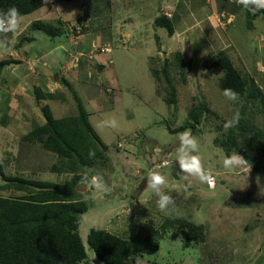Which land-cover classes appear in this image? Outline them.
I'll return each mask as SVG.
<instances>
[{"label": "rangeland", "instance_id": "1", "mask_svg": "<svg viewBox=\"0 0 264 264\" xmlns=\"http://www.w3.org/2000/svg\"><path fill=\"white\" fill-rule=\"evenodd\" d=\"M219 8L216 0H48L43 16L65 34L57 42L64 37L73 51L75 41H80L85 53L94 45L111 48L110 52L95 50L93 58H80L79 81L66 70L55 74L59 81L68 78L69 85L60 82L59 97L49 100L58 117L78 113L74 95L84 102L93 127L108 146L109 160H97L93 167L63 160L40 143L24 139L44 122L41 106L36 100H21L16 108L10 93L13 81L7 76L0 80V160L7 175L65 184L75 176L99 173L109 186L107 193L89 195L81 181L76 188L75 198L88 204L80 216L79 232L86 260L92 264H105L88 244L92 228L125 238L155 230L163 233L154 253H137L130 264H264V199L255 202L257 196L253 198L259 184L264 188V165L261 160L254 165L263 151L238 153L251 168L232 171L223 168V159L234 152L228 154L221 143L227 141L229 132L223 125L237 110L240 117L244 111L256 127H264V107L255 99H227L220 86L224 71L212 66L213 56L226 50L242 73L264 84L257 69L263 57L259 40L264 34V14L251 27L241 10L231 11L226 4L224 9L235 18L227 27H218L211 17ZM35 14L22 21L34 19ZM159 16L173 21L172 35L156 25ZM28 30L18 38L17 47L29 43L27 36L45 35ZM83 36L87 44L81 41ZM46 40L50 45L51 40ZM180 53L183 60L177 56ZM163 69L177 88L176 103L167 101L170 94ZM201 102L211 112H198L199 122L186 130L198 139L202 162L217 180L214 188L183 178L175 162L177 134L182 131L170 130L194 122L189 113ZM113 118L118 128L99 126ZM164 161L167 166H162ZM153 169L167 179L162 190L174 199L171 215L158 209L157 197L147 188V174ZM28 193L0 176V196ZM177 215L202 224L205 238H193L185 247L179 228L163 231V223Z\"/></svg>", "mask_w": 264, "mask_h": 264}, {"label": "trees", "instance_id": "2", "mask_svg": "<svg viewBox=\"0 0 264 264\" xmlns=\"http://www.w3.org/2000/svg\"><path fill=\"white\" fill-rule=\"evenodd\" d=\"M218 3L219 11L226 4L231 11L241 10L251 27L253 20L264 14V10L253 14L242 5L228 0H218ZM44 4L45 0H0V11H7L14 6L25 16ZM155 23L167 29L170 35L174 33L170 18L159 16ZM31 28L51 37L62 34L57 25L43 20L33 21ZM177 56L183 60V54ZM4 64L6 61L0 62V69ZM212 66L224 71L220 79L223 91L231 88L238 93L240 100L248 102L255 99L264 107V92L256 78L242 73L226 50H220L213 56ZM163 71L169 86L167 101L176 103L177 88L169 72L166 69ZM63 82L69 85L66 79ZM34 97L41 106L45 120L25 134L24 139L38 142L63 160L80 166L93 167L97 160L109 158L106 154L108 146L93 127L90 112L78 95H74L78 113L64 117H56L49 102L59 97L57 92L44 91L40 86H35ZM203 110L211 112L210 107L201 102L189 113L194 122L187 121L176 130L171 127L170 130L184 131L189 126L194 129L200 120L198 112ZM242 114L239 124L229 129L227 141H221L222 146L228 154L255 150L264 152V127H256L244 111ZM0 176L20 189L29 190L28 194L18 197L0 196V264H92L86 260L87 251L79 232L80 216L88 210V204L75 198L77 185L83 175L75 176L65 184L25 179L7 175L0 160ZM167 227L181 230L185 247L190 246L193 238H205L202 224L178 215L163 223V231ZM162 237L163 233L158 230L136 238H125L106 229L92 228L87 241L105 264H130L132 256L137 253H154Z\"/></svg>", "mask_w": 264, "mask_h": 264}, {"label": "crops", "instance_id": "3", "mask_svg": "<svg viewBox=\"0 0 264 264\" xmlns=\"http://www.w3.org/2000/svg\"><path fill=\"white\" fill-rule=\"evenodd\" d=\"M47 5L48 0H45V4L41 8L33 11L36 12V14L34 15V19H24V21L21 22L17 32L12 34L9 33V36H12L11 45L7 52H0V62L6 61V64H4L0 69V80L7 76L8 79L13 81L15 86L10 88L12 89L10 93L13 97L11 101L16 103V105L14 104L16 108L20 107L21 100H27L29 102L33 100L35 102V86H40L44 91L60 92V82L62 84L63 81H59L54 77L55 74L57 75L64 70L69 71L72 74L73 78H76V80L79 81L78 79L81 65L80 58L81 60H83V58H86V56H88V54L84 52V49L78 45V42L80 41H75V43L73 44V51L70 50L69 44L66 42V40H64V37L61 38L60 42H57L58 39L56 38L65 35L64 33L57 37H51L43 32L46 36L43 35L40 38H36L30 33L31 36H27L26 38L29 43L17 47V44L19 43H17V40L20 35L27 29H29L28 31L34 30L31 28V24L33 21L43 20L54 24V21L43 16V14L45 13V11H43V8ZM31 13L22 16V18H27V16H29ZM46 38H49L51 40L49 41V43L51 42L50 45L46 43ZM82 38L83 40L81 41L85 43L87 40L86 37L84 38L83 36ZM35 40H37L38 43L34 42ZM67 58H69V61L66 63ZM10 71L12 72L10 73ZM60 78L62 79L63 76L60 75ZM70 82L72 83V85H74V81ZM24 91L26 92L23 93ZM10 106L13 107L11 104ZM10 110L11 109L8 110L7 116L9 115ZM55 116L58 117L56 114ZM42 123L43 122H41V124ZM256 183L257 181H254L252 185ZM244 191L245 189H242L240 193H243ZM256 191L257 195L255 192V196H253V198H255L256 196L257 197L254 199V201L258 202L264 199V188L261 189L260 184L256 188Z\"/></svg>", "mask_w": 264, "mask_h": 264}, {"label": "clouds", "instance_id": "4", "mask_svg": "<svg viewBox=\"0 0 264 264\" xmlns=\"http://www.w3.org/2000/svg\"><path fill=\"white\" fill-rule=\"evenodd\" d=\"M238 5H242L244 9L255 14L260 10H264V0H237ZM22 15L18 8L10 7L7 11H0V52H7L12 36L9 33H15L21 22ZM223 95L231 100L238 101L239 95L231 88H225ZM241 117L237 110L233 117L227 120L223 127L225 131L237 126ZM101 127L118 128L117 121L113 119L103 120L100 122ZM178 147L175 149V162L178 163L180 173L183 178L188 180L194 178L202 184H207L209 187H214L215 176L211 171L207 170L202 162V157L199 155L200 145L198 139L193 136L191 130H184L177 134ZM94 155V153H90ZM167 161H164L162 166H167ZM223 168L232 171L248 170L251 165L248 160L237 152L225 156L223 159ZM81 183L85 187V195L99 193H107L110 189L99 173L89 175L85 173L81 178ZM167 179L159 170H150L147 174V188L157 197L156 205L158 209L166 215H171L174 211V199L171 195L163 191Z\"/></svg>", "mask_w": 264, "mask_h": 264}, {"label": "built area", "instance_id": "5", "mask_svg": "<svg viewBox=\"0 0 264 264\" xmlns=\"http://www.w3.org/2000/svg\"><path fill=\"white\" fill-rule=\"evenodd\" d=\"M207 1H214L215 0H207ZM218 0H216V3H217ZM230 3H233V4H237V0H228ZM170 15V14H169ZM214 18L215 20V25H217L218 27H227L229 24H231L235 18V15L229 11H227L226 9H223V10H216L215 13L213 14V16L211 17V19ZM82 26L79 25L77 27V29L82 30ZM259 43H260V46H261V49L263 50V57L261 58V60H259L257 62V69L258 71L260 72V74L262 75V78H263V81H264V34L260 37V40H259ZM97 51H101V52H110L111 51V48L108 47V45H103L101 47H97V45H94V49H91L87 54L89 57H92L93 58V54L94 52ZM260 85V88L262 89V91L264 92V84H259ZM258 160H261V162L263 163L264 165V152L260 154V157L259 159H257L254 163L257 164L258 163ZM216 184H217V180L215 179V185L214 187H216ZM214 187H211V188H214Z\"/></svg>", "mask_w": 264, "mask_h": 264}]
</instances>
